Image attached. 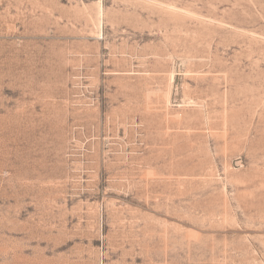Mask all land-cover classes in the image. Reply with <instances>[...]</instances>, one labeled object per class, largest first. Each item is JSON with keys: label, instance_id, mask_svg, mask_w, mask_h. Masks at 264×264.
Returning <instances> with one entry per match:
<instances>
[{"label": "rangeland", "instance_id": "1", "mask_svg": "<svg viewBox=\"0 0 264 264\" xmlns=\"http://www.w3.org/2000/svg\"><path fill=\"white\" fill-rule=\"evenodd\" d=\"M0 264H264V0H0Z\"/></svg>", "mask_w": 264, "mask_h": 264}]
</instances>
